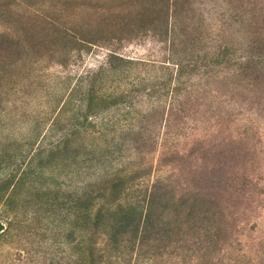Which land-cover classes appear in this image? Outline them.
Wrapping results in <instances>:
<instances>
[{
	"label": "rangeland",
	"instance_id": "obj_1",
	"mask_svg": "<svg viewBox=\"0 0 264 264\" xmlns=\"http://www.w3.org/2000/svg\"><path fill=\"white\" fill-rule=\"evenodd\" d=\"M0 264H264V0H0Z\"/></svg>",
	"mask_w": 264,
	"mask_h": 264
}]
</instances>
